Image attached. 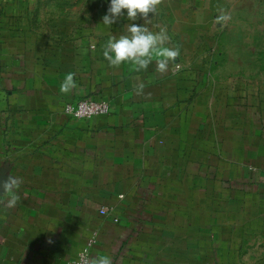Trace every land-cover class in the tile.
Instances as JSON below:
<instances>
[{"label": "crops", "instance_id": "0c3cea01", "mask_svg": "<svg viewBox=\"0 0 264 264\" xmlns=\"http://www.w3.org/2000/svg\"><path fill=\"white\" fill-rule=\"evenodd\" d=\"M81 2L0 0V264H75L88 245L113 264H264V89L241 95L193 60L211 0H161L147 23L111 26L107 9L71 23L37 12ZM133 22L167 29L180 55L166 72L104 58ZM86 99L109 113L63 112Z\"/></svg>", "mask_w": 264, "mask_h": 264}, {"label": "rangeland", "instance_id": "374dc122", "mask_svg": "<svg viewBox=\"0 0 264 264\" xmlns=\"http://www.w3.org/2000/svg\"><path fill=\"white\" fill-rule=\"evenodd\" d=\"M87 1L83 0L79 3L80 5L64 7L37 6V12L50 16L62 15L66 23H71L69 21L76 18L86 22L88 15L106 12L107 7L98 4L91 10L92 7ZM211 3H213L211 10L217 13L214 21L211 17L213 19L207 27V35L212 36L197 39L202 49L207 48V50L201 55L193 54V60L198 63L203 61L209 79L215 78L227 88L234 84L241 95H248V92L251 93L253 90L257 97L262 95L264 89V0H211ZM225 15L229 19L222 20L221 17Z\"/></svg>", "mask_w": 264, "mask_h": 264}, {"label": "clouds", "instance_id": "9594fccd", "mask_svg": "<svg viewBox=\"0 0 264 264\" xmlns=\"http://www.w3.org/2000/svg\"><path fill=\"white\" fill-rule=\"evenodd\" d=\"M108 8L102 17V24L111 26L116 24L121 17L126 16L130 21L137 19L147 23L154 14L161 0H106ZM222 20L229 19L222 16ZM169 37L167 29L161 28L159 32L149 30L144 24L131 23L128 26V34L119 38L111 37L103 51L104 58L112 66H119L122 63L130 62L138 68L146 69L155 59L157 70L164 73L168 70L170 63H175L180 53L178 49L166 46ZM74 73H67L60 84L62 94L70 93L77 87ZM143 88V85H140ZM20 181L16 177H10L3 184L4 195H7V207H14L19 199L17 187ZM3 195V196H4ZM87 256V249L81 253ZM91 264H113L110 256H95L91 258Z\"/></svg>", "mask_w": 264, "mask_h": 264}, {"label": "built area", "instance_id": "2783aa9c", "mask_svg": "<svg viewBox=\"0 0 264 264\" xmlns=\"http://www.w3.org/2000/svg\"><path fill=\"white\" fill-rule=\"evenodd\" d=\"M109 105L105 101H95L91 99L86 100H80L75 104H67L63 107V112L79 121H87L91 120L95 117L104 116L109 113ZM107 213V209H102L100 211L101 215H105ZM88 245L87 249V256H82L81 253H79L75 264H91V256L89 252Z\"/></svg>", "mask_w": 264, "mask_h": 264}]
</instances>
